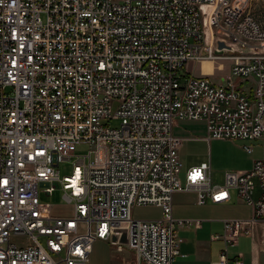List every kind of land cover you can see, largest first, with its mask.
Instances as JSON below:
<instances>
[{"label": "built area", "instance_id": "obj_1", "mask_svg": "<svg viewBox=\"0 0 264 264\" xmlns=\"http://www.w3.org/2000/svg\"><path fill=\"white\" fill-rule=\"evenodd\" d=\"M220 60L232 66L219 83L181 74ZM183 120L205 121L208 140L264 142V0H0V264H88L96 242L134 251L136 264H174L178 229L201 226L174 218L178 192L204 206L236 191L252 210L224 221L213 264H229L242 237L264 251V144L249 171L213 184L205 162L183 183ZM57 189L70 216L41 202ZM143 206L161 217L134 219Z\"/></svg>", "mask_w": 264, "mask_h": 264}, {"label": "crops", "instance_id": "obj_2", "mask_svg": "<svg viewBox=\"0 0 264 264\" xmlns=\"http://www.w3.org/2000/svg\"><path fill=\"white\" fill-rule=\"evenodd\" d=\"M215 67L216 75L218 72L230 74L232 62L222 64V71L218 69L217 62H212ZM206 74L203 70L198 76ZM197 76V75H195ZM174 135L183 139L180 149V160L183 165L181 175L192 168V153L196 151L207 152L212 140H208L205 121H178L174 127ZM234 144V143H233ZM261 140L257 149L253 146V153H247L240 147L241 144L232 146L225 156L218 153L209 152V163L212 171V182L214 177L219 176L224 182L225 172H246L253 168L256 160L262 157ZM203 146V147H202ZM202 158L206 156H201ZM207 161H203L205 163ZM198 166V165H197ZM222 184V183H216ZM231 199L227 203L212 204L204 206L197 204V196L194 192H178L174 195L173 216L175 219L200 221V228L182 227L178 229L179 236L183 239L180 256L174 264H213L218 262L220 254L225 249L222 236L224 233V221L227 219H246L252 216V210L239 197L236 191H231ZM261 195L259 186H256L254 199L258 200ZM159 209V208H158ZM161 211V210H160ZM161 217V216H160ZM218 236V239H213ZM260 232L257 234V239ZM258 241V240H257ZM255 242L250 237H242L238 243L229 248V264H235V258H241L244 264H264V251L259 250ZM121 254V253H119ZM132 264H136V254L133 251Z\"/></svg>", "mask_w": 264, "mask_h": 264}, {"label": "rangeland", "instance_id": "obj_3", "mask_svg": "<svg viewBox=\"0 0 264 264\" xmlns=\"http://www.w3.org/2000/svg\"><path fill=\"white\" fill-rule=\"evenodd\" d=\"M256 8H261L262 4L260 2L255 3ZM228 64V61L220 60L217 64ZM204 71L206 74H214L215 67L212 62L205 61L202 65L192 63H187L185 68L181 71V74L185 75L187 73H191L193 75H199L201 71ZM222 71V70H220ZM214 77V81L219 83L224 76H226V72H218ZM9 92V91H8ZM111 126L113 128H118L119 123L114 121L112 122ZM261 140L257 141H231V140H218L213 139L208 148L206 154L205 152L196 151L192 153L191 160L194 162L192 165H200L201 162L207 161L209 163V152L212 154L218 153L220 156H225L227 152H229L232 146L240 145L243 149L244 145L253 146L257 149V146L260 145ZM236 145H234V144ZM203 147V146H202ZM89 151V147L87 145H81L78 147L77 153L78 154H87ZM201 156H206L202 158ZM194 167V166H193ZM72 162H64L59 166V170L62 175H69L72 172ZM182 182H185V176H180ZM214 183H223L222 178L219 176L214 177ZM64 192L61 189H57L52 196L48 197L46 195H41V202L44 206L51 207L52 214L55 215H62V216H70L72 213V208L67 205L63 201ZM161 211L157 207L152 206H143V207H136L133 210V218L136 220H155L160 218ZM15 241L19 244L25 242L24 239L16 238ZM133 260V251L125 248L123 253L119 254L117 252V248L113 247L104 242H96L94 244V249L88 264H132Z\"/></svg>", "mask_w": 264, "mask_h": 264}, {"label": "water", "instance_id": "obj_4", "mask_svg": "<svg viewBox=\"0 0 264 264\" xmlns=\"http://www.w3.org/2000/svg\"><path fill=\"white\" fill-rule=\"evenodd\" d=\"M223 47H224V44H220V48H223ZM120 243L124 244V245H128L129 244V240H128V237H127V231H125V230L123 231V236L120 239Z\"/></svg>", "mask_w": 264, "mask_h": 264}]
</instances>
